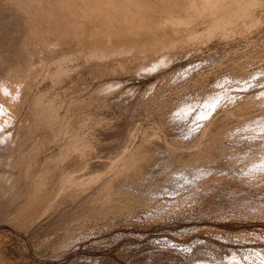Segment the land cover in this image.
I'll use <instances>...</instances> for the list:
<instances>
[{
  "label": "rangeland",
  "instance_id": "obj_1",
  "mask_svg": "<svg viewBox=\"0 0 264 264\" xmlns=\"http://www.w3.org/2000/svg\"><path fill=\"white\" fill-rule=\"evenodd\" d=\"M31 2L0 0V264H264V0L27 43Z\"/></svg>",
  "mask_w": 264,
  "mask_h": 264
},
{
  "label": "bare ground",
  "instance_id": "obj_2",
  "mask_svg": "<svg viewBox=\"0 0 264 264\" xmlns=\"http://www.w3.org/2000/svg\"><path fill=\"white\" fill-rule=\"evenodd\" d=\"M24 1H26V0H24ZM31 1H34L36 3L43 2L45 4L53 2V0H49V1H47V0H27V4L24 5V7L26 6L25 7L26 9L27 8L30 9L28 3L31 4L32 3ZM135 1H137V0H135ZM159 1H161L162 4L164 2L165 3L169 2L170 6L167 7V6L161 5V7H160L158 5L159 9L152 7V9H154V10L156 9V11L158 10L156 13H159V14L157 16H156V14H154L151 17H148L147 15H144L142 13L144 10H146V8L143 6L140 7L139 4H137V5H139L138 6L139 10L137 12H133L131 9H127L126 4H124L126 6H124V5L118 6V4L114 3L112 0H74L73 1L74 4L72 6H66L65 4H63V0H57L58 4H55L52 7L49 6V9L58 10V12L53 16L42 15L41 12H39L41 10H40L39 6H37V5L35 8L33 7L34 8L33 13L27 12V13H23L22 16H20V15H17V16L22 17V19H23V20H21L23 28L20 31L23 32L22 35L25 38V40H27V43L29 42L28 40L31 37H34V39H35L34 35L36 32L33 31L32 29L37 28V27L48 26V27H52V28L55 27L57 29V28L74 26V27H77L78 29H80L79 30L80 35H85V34H88L87 29H88L89 25L92 24L93 22L96 23L97 28H95V30H93V32L89 33V37L95 38L96 36H102L104 40L110 41V40H112L113 37L117 38V36L120 34L137 35L138 33L142 32V31H151V33L154 34V32L156 33V31H162L164 28H166V27H162L161 26L162 24H167L169 22L172 23L173 18L177 19L178 17L185 15L189 11L199 9L197 7L200 6L196 3L199 0H159ZM159 1L158 0H142V2L145 3L144 6H147V7L150 4L155 6L156 3ZM200 1H203L204 5L223 7L220 4V2L222 0H200ZM124 2H125V0L123 1V3ZM126 2H128V1H126ZM132 2H134V1L132 0ZM120 3H122V2H120ZM1 5H3V4H1ZM163 5H166V4H163ZM149 7L147 9H149ZM166 7H167V12L169 14H171L170 17L168 16L169 18H165L166 16L164 17V15H162V13ZM5 8H6V6H5ZM136 8H137V6H136ZM2 9H4V8H2ZM142 9H143V11H142ZM46 10H47V8H46ZM15 11H16V9H15ZM134 11H135V9H134ZM146 11H144V12L146 13ZM148 11H147V13H148ZM140 13H142V14H140ZM53 14H54V12H53ZM164 14H166V12H164ZM7 15H8V13H7ZM150 15H152V14H150ZM10 18H12V17H10ZM154 18H157V19H154ZM1 19L3 20V16L1 17ZM4 19H8V18L4 17ZM176 19H174V20H176ZM8 20L7 21L5 20V21L8 22ZM180 20H183V19H180ZM10 22L13 23V20ZM174 22H176V21H174ZM180 22H183V21H180ZM15 23H17V22L15 21ZM5 24H7V23H5ZM5 27L10 29L7 25ZM2 28H3V26H2ZM44 28L46 29V27H43V30H44ZM56 29H55V31H56ZM158 29H160V30H158ZM0 30H1V27H0ZM3 30H4V28H3ZM5 30H6V28H5ZM76 32H78V31H76ZM19 37H20V35H19ZM35 40L37 41V37ZM30 41H33V39Z\"/></svg>",
  "mask_w": 264,
  "mask_h": 264
}]
</instances>
